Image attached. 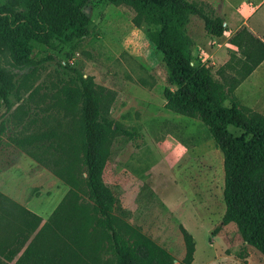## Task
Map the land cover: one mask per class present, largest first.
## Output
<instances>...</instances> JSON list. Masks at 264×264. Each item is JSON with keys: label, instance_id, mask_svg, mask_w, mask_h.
<instances>
[{"label": "rangeland", "instance_id": "374dc122", "mask_svg": "<svg viewBox=\"0 0 264 264\" xmlns=\"http://www.w3.org/2000/svg\"><path fill=\"white\" fill-rule=\"evenodd\" d=\"M246 3L244 14L248 16L256 2ZM203 4L215 13L212 5ZM85 9L94 22L89 37L57 49L38 46L37 65L18 71L10 119L0 136V192L19 206H14L16 214L28 208L46 217L30 236L37 235L70 190L55 171L65 172L64 166L72 171L81 168L82 74L92 79L102 112L113 120L115 128L134 134H113L103 172L104 183L116 198L113 214L117 224L126 231L127 227L140 229L167 248L175 264L186 255L182 227L195 239L193 264H264V254L244 241L238 226L224 223V155L208 126L199 118L165 107L164 90L176 85L162 53L145 29L134 23V8L91 0ZM224 18L231 22L230 17ZM252 20L262 28L255 35L264 42V11ZM231 23L233 31L219 39L207 33L197 15H190L186 25L193 40V62L208 64L227 86L240 78L238 68L231 64L242 60L230 38L244 25L234 27ZM260 74L250 81L257 90L264 89V69ZM243 81L231 95L248 113L264 114V95L254 98L240 87ZM3 111L2 106L0 125ZM229 129L240 133L234 126ZM40 132L47 135L33 146L38 158L10 139ZM72 196L63 210L71 226L94 215L93 202L82 190ZM7 227L0 228V236H15ZM93 235L103 239L104 249L111 245L110 232Z\"/></svg>", "mask_w": 264, "mask_h": 264}, {"label": "trees", "instance_id": "16d2710c", "mask_svg": "<svg viewBox=\"0 0 264 264\" xmlns=\"http://www.w3.org/2000/svg\"><path fill=\"white\" fill-rule=\"evenodd\" d=\"M90 1L5 0L0 4V107H4L0 136L6 132L10 119L18 71L37 65L38 46L57 49L89 37L94 22L85 8ZM107 1L132 6L136 11L134 23L145 29L162 53L176 85L174 89L165 88V107L177 114L199 118L208 126L224 155V223H235L244 241L264 254V114L248 113L231 95L235 86L264 61V42L247 26L235 32L230 42L238 47L242 60L233 62L231 67L238 68L240 78L227 86L215 77L208 64L193 62V40L186 31L189 16L197 15L203 19L209 35L222 37L228 30L224 17L207 11L197 0ZM79 86L81 168L72 171L64 166L65 172L55 171L70 190L15 264L33 260L44 264H175L173 254L140 229L127 227L126 231L117 224L113 214L116 198L104 183L103 172L113 134H134L120 126L115 128L113 120L102 112L91 78L80 74ZM228 100L230 105L226 103ZM229 126L238 128L240 133L231 132ZM46 135L25 133L10 139L38 158L33 146ZM77 190H82L93 202L94 215H87L81 224L72 222L71 226L63 210ZM0 198V228L6 225L15 235L0 236V264H10L43 218L28 208H22L17 215L14 206H19L1 192ZM98 231L111 234L108 236L111 245L106 249L103 239L93 235ZM47 232L50 235L45 236ZM182 232L186 255L180 264H193L194 236L185 227ZM36 246L44 249L49 258L43 253L32 258Z\"/></svg>", "mask_w": 264, "mask_h": 264}, {"label": "crops", "instance_id": "0c3cea01", "mask_svg": "<svg viewBox=\"0 0 264 264\" xmlns=\"http://www.w3.org/2000/svg\"><path fill=\"white\" fill-rule=\"evenodd\" d=\"M197 1H199L201 3H207V4L212 5L213 9L216 10L215 14H217V15H220L222 17H230L231 22L234 23V25H233L234 27H237L238 25H240V26L244 25V26L250 27L254 31L253 32L254 34H257L259 32V30L262 29V28L259 27L260 25L259 26L257 25V23H252V22H254L252 19L255 16L261 15V13H263V11H264V0H254L256 2V6L252 4L253 5L252 6L253 10L250 13V15L248 14V16H245V14H244L246 9L248 8V5L246 3L248 0H197ZM200 20L203 21L202 18H200ZM231 22L230 21L227 22L225 20V24H226L227 29H228L225 32L226 35H229L233 31L232 27L231 26L229 27V25L232 24ZM261 31H260V33H261ZM212 37H214V36H212ZM215 38L219 39L221 37H215ZM227 61H228V59L226 58L224 63H226ZM263 69H264V61H262V63L240 85V87L244 88L245 90L247 89L248 92H251V94L253 95L254 98L260 97V93H262V95H264V89L263 90H259V89L257 90V88H254L255 85L253 83H255V82L251 83L252 82L251 79H253V77H256L258 74H260V71L263 70ZM238 91H239V89H238ZM42 217L44 219H46V217H44V216H42ZM34 237L35 236H30V238L28 239L26 245L15 256L14 260L11 261L10 264H15L16 263V261L22 255V253L24 252L26 247L32 242ZM44 251H45L44 249H41V248H39V246H36L35 249L32 251L31 256L33 258L34 256L38 255L39 253H43L44 254ZM44 255L46 256V258H49V254H44ZM26 264H44V263H43V261L35 262L33 260V261H26ZM45 264H54V263H45Z\"/></svg>", "mask_w": 264, "mask_h": 264}]
</instances>
